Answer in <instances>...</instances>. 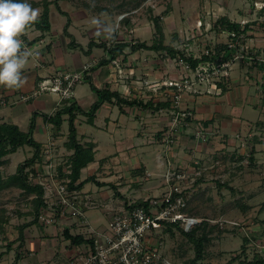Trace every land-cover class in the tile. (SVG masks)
Instances as JSON below:
<instances>
[{"label": "rangeland", "instance_id": "374dc122", "mask_svg": "<svg viewBox=\"0 0 264 264\" xmlns=\"http://www.w3.org/2000/svg\"><path fill=\"white\" fill-rule=\"evenodd\" d=\"M45 1H58L61 10L70 18L67 34L64 29L67 23L66 17L57 12L55 5H51V30L45 34V37L54 36L57 46L62 45L67 54L74 56L72 58L81 57L84 62H88L84 63L83 69H91L106 58L102 48H94L90 56L85 55L84 52L88 50L91 40H96V44L107 43L108 46L122 41L133 44L144 42L152 46L159 39L154 25V19L157 17H160L163 22L164 44L183 51L188 57L200 58L204 53L218 54L221 45H232L234 48L236 46L238 50L234 56L224 61L220 69H216L212 63H207L201 64L195 71L187 72L185 67H179L180 60L171 59L166 54L150 50L133 52L129 48L118 60L112 62L109 66L114 71V73L112 71V86L123 97L143 99L144 102L152 98L155 102H163L168 96L171 98L180 96L179 102L173 103L172 106L180 107L179 111H187L190 108L184 107L187 102L185 99H190L196 94V96H213V92L220 95L222 90L217 88V84L221 79H225V83L230 84L233 81L236 84H242L244 88L249 87L252 91L251 95L249 91H244L241 104L236 106L233 115L240 116L245 109L253 115L257 114V118L252 122H246L242 131L233 137L235 140L230 142L228 138L231 134H224L223 128L202 129L204 125L191 122L186 127L187 131L189 130L196 137L200 133L201 136H207L206 142L202 137L200 139L197 137L198 143L196 142L197 145L192 149L188 145L185 147L183 144L179 145L178 141L181 137L171 141V132L165 129L166 132L161 136V132L156 130L157 127H152L147 138L151 144H146L150 146L148 153L151 158L141 154V149L137 155H134L132 150L136 147L133 146L139 141L133 137L126 145L129 153L124 154V150H120L124 157L121 158L122 162L117 164V167L111 164L112 168L107 169L101 162L109 157L102 156L100 163L96 162L94 165L95 171L81 173V178L83 175L87 178L94 175L95 178L99 180L102 178L103 182L112 184L110 186L112 188L99 189L107 192L108 198L106 199V195H103L104 198L99 200L101 196L97 197L99 193L96 192V184L90 182V186L84 188V191L77 192L75 200L84 212V225L87 231L92 229L94 232L104 233L107 232L108 213L118 210L124 200L128 198L126 201L129 200L130 203L154 198L161 200L169 190L168 176L175 172L187 173L181 179L184 183L179 180L176 181V185L180 190L192 192L185 210L187 215L208 223L205 233L210 238V242L206 246L202 263L227 264L232 258L237 257L241 252L244 239H252V236L256 238L255 232L261 231L259 226L263 225L261 222L264 220V212H261L264 202V125L257 124L258 121L264 123V99H262L261 115L247 104L251 97L254 101L257 100L255 98L257 91H259L257 95L262 94L261 82L264 79V71L261 69L260 72V67L256 70L254 58L255 54L260 52V59L264 60V0H28L33 8L39 10L38 18L42 14V4ZM221 18L240 24L241 29L245 30V35L233 41L228 30L219 29L220 25L217 23ZM109 28L112 30L106 31ZM56 34L57 37H55ZM70 35L74 37L77 44L82 46L84 52L80 48H67L72 41ZM66 42L69 43L66 44ZM63 74H58L57 78H61ZM57 78L46 80L44 83L54 84ZM187 79L190 84L183 86L184 80ZM174 81L181 86V89L171 90V86H168L169 89L159 90L163 85H169ZM87 83L89 84L88 81ZM75 86L74 83L71 88L73 93L68 95L72 96L70 102L74 101ZM45 92L57 95L60 102L66 98L59 92L43 91L41 87L37 89L34 96ZM142 112L147 114L146 119L149 121L146 124L172 125L171 111L167 108L155 111L150 108L135 107L130 109L129 113L135 118H140V116L143 117ZM83 117L79 119L78 124L85 123ZM195 117L194 115V121ZM102 125L104 126V123ZM66 126L67 123L64 124V127ZM138 126L141 128V124L138 123ZM199 126L201 130L197 129ZM29 127L30 123L26 126L27 130ZM55 130V128L51 129L52 138L49 140L45 133L37 134L36 128L34 130L33 137L42 145L44 160L42 164L37 163L28 170L29 181L32 184L45 183L51 174L57 175L58 166L66 163L74 153L65 146L69 141L68 126L63 130L62 128L56 132ZM86 133L84 128L80 129V133L78 131V139L82 145L86 143L84 140L88 134ZM92 145L95 149L96 144ZM176 145L183 149L182 152L178 153L175 150ZM253 146H255V154L252 160L250 156ZM32 152L31 147L25 146L5 157L4 166L1 167L3 177L6 179L15 175L17 167L29 159ZM94 153L96 155V151ZM112 153L105 151L106 155ZM48 160L53 161L48 165ZM141 160H143L144 171L148 172L142 175L135 172ZM191 163H195L194 166H190ZM66 172L70 173L69 169ZM188 176L192 178L188 179ZM62 180L59 178L56 181ZM55 186L52 188L55 189ZM155 186L161 187L158 191L151 190ZM116 192L123 198L118 197ZM36 198V195H29L17 187L0 191V264H14L16 254H23V248L19 249L21 228L33 222L35 218L33 202ZM243 205L249 207L246 213L242 210ZM102 208L108 211L103 212ZM67 217H63L64 220ZM60 218L57 217L58 223L55 225L58 226V233L62 234L64 230H61L58 225L61 222ZM70 218L76 224L81 221L77 217ZM218 221H221L223 226L215 224ZM232 222L238 225H232ZM40 227L49 226L42 225L38 221L37 224L25 229V236ZM180 228L183 227L180 226ZM203 233L204 231L200 229L196 235L201 236ZM261 234L264 235L263 232ZM85 236L88 237L87 234ZM149 237L148 244L153 250L157 249L164 259L172 264H192L191 261L195 258L194 245L178 227H174L172 232L164 229ZM263 238L264 236L259 239L264 241ZM253 240L247 251L250 260L256 254ZM65 244L66 242H63L62 247L54 249L58 255ZM256 250L258 252L260 249ZM233 264H240V261H235Z\"/></svg>", "mask_w": 264, "mask_h": 264}, {"label": "crops", "instance_id": "0c3cea01", "mask_svg": "<svg viewBox=\"0 0 264 264\" xmlns=\"http://www.w3.org/2000/svg\"><path fill=\"white\" fill-rule=\"evenodd\" d=\"M51 17L52 14L50 11V18ZM45 34L46 33H41V31L33 27L27 28L25 32H23L19 36V39L22 41V45L23 43L26 44V47L23 51H28L31 53V55H29L25 68L22 70V77L24 78L23 85L20 88L14 89H9L4 86H0V121L3 120L1 124H15L22 131L26 132L28 131L26 126L29 125L32 116L34 115V113H38V117L36 118L37 126L35 132L37 134L45 133L44 135L47 136V140H49L52 138L51 129L54 130V127L50 123H45L42 114L48 116L54 115L58 109L64 106V100L63 102H60L57 95L46 92L40 94L37 93V95L35 96L34 93L37 92V89H39V85L42 82L46 80L55 79L58 77V74H83V66L85 65L84 63L88 62H84L81 57H77L76 59L72 58L74 56L67 54L68 52L62 48V45L57 46L58 44L55 42L54 36L45 37ZM55 37H57V34ZM52 38L54 39L52 40ZM68 43L69 42H66V44ZM67 48L69 49V47ZM109 66L110 64L105 67L99 68L94 72H87L86 76L92 77V80L98 89L109 88L112 91H116L114 86H112L113 70H111ZM257 69H259V66L256 67V70ZM259 70L261 72V68ZM261 83L262 94L260 96L257 95V93H259V91H257V93L255 94V98H257V100L254 101V99L251 97L249 98L250 102L247 103L250 104V108L252 107L258 112H260V115L263 112L262 99H264V79ZM217 88L219 89V87ZM227 88L228 90L226 92H222L220 95H216L215 92H213V96H196V94L190 99H185L187 102H185L184 107H188L190 108V110L193 111L194 115L196 116V123L208 121L211 122V124L207 127V129L214 130L216 128H223L225 130L223 132L224 134H231L228 138V142H230L235 140V138L233 137L235 136V134H239L242 131V128L244 127L243 125L246 122H252L254 121V119L257 118V114L253 115L244 109L243 113L240 116H234L233 112L236 106L241 104L240 102L243 98L244 91H249L250 95L252 91L249 90V87L244 88L242 84H236L233 81L228 84ZM256 88H259V86H256ZM74 93V101H76L78 106H80L84 110H89L97 98L96 94L91 90V87L87 83V80L85 78L76 84L74 88ZM123 109L124 113L120 111L117 105L108 102L104 103L101 108L97 111L92 125L88 123V119L86 117H83V119L85 120V123H82L83 126L78 124L79 119H82V115L77 116V130L80 133V129L84 128L88 133H86L87 136L84 137V140H86V145H83L87 146V144H91L92 141H94L93 143L96 144L94 149V151H96L95 159L91 164L88 165V167L82 169V173H90L95 171L94 165L96 162L100 163L102 156H105V158L109 157L110 159L114 157L111 161L109 160V158H106V160H103L101 162L106 165L105 167H107V169L112 168V165L117 167V164H121L122 162L121 158L124 157V155L121 154L120 150H124V154L129 153L126 145L133 137L137 141H139V143L135 142V146H133L136 147L134 150H132V152L134 151V155H137V152H139V149H141V154H146L147 158H151L148 153V148L150 146L146 145L147 143L151 144V142L147 141L149 140L147 139L149 136V130H152V127H157V132H161L162 136L164 135V132H166L165 129L170 127L162 126L161 124H146V122L148 123L149 120L146 119L147 114H145L144 112L141 113L143 117L140 116V118H135L129 113L130 109L133 108L125 106ZM170 109L171 108H169V110ZM65 117L68 118L67 116ZM65 117V121L62 125V130L64 128L66 129V127L68 126V122ZM65 123H67L66 127H64ZM102 123H104V126L102 125ZM138 123L141 124V128H139ZM185 129L186 130L183 133L184 135L179 136V138L181 137V139L180 141H178V143L180 146H182L183 144V147L188 145L192 149L194 146L197 145V141L199 139L195 135L191 134L189 130L187 131V128ZM206 144L205 147H207ZM179 145L175 146V150L178 153L182 152L183 150ZM105 151H111L113 153L106 155ZM52 161L53 160H48V165L51 164ZM141 161L142 162L138 164L139 166L137 170H135V172H138L136 174L140 173L142 175L143 173L148 172L147 170L144 171L143 160ZM64 164L65 163L61 165ZM194 164L191 163L190 166H194ZM132 172L133 171H131V173ZM155 174L156 173H154V175ZM92 177L96 176L93 175ZM85 179H87V177H84L83 175L81 181ZM96 181L102 184L105 183V186L99 188V186L95 185V187H97L96 192H98L99 195L94 196H101V198L98 199L102 200V198H104L103 195H106L105 198L107 199L108 193L103 190L105 188H109L110 186H112V184H107L108 182H103L102 178L100 180L96 178ZM89 184L90 183L86 184L84 188L90 186ZM155 187H152L151 190L155 189L158 191L161 186ZM84 188L81 190L84 191ZM99 189L103 190L100 191ZM126 200H124V202ZM104 202L107 203L109 201ZM124 202L121 204L120 207H123L125 205ZM134 202L135 201H133V203ZM101 211L105 212L108 211V209L106 210L105 208H102ZM112 215L113 213L110 212L108 213L107 217L105 215L104 216L107 218V220H109ZM58 225L60 226L61 230H64L62 234L58 233L59 229L56 225L44 228L40 227L39 229H36L35 232L26 234V236L24 231L25 244L24 247H22L23 254H21V259L19 260L18 264H71L72 252L78 246L71 245L70 241L65 239L64 233L65 231H69L71 234H80L81 230L83 229L82 225L84 226V221H79V224H76L75 222L71 221L70 217H67L65 220L62 219ZM73 228L74 230L72 231ZM263 229L264 224H260L259 230L261 231L255 232L257 239L253 240V242L260 240L259 236L261 235ZM63 242H66L65 247L63 250L60 249L61 251L58 255V252L56 253L54 249L59 248V246L62 247ZM62 256H64V258Z\"/></svg>", "mask_w": 264, "mask_h": 264}, {"label": "trees", "instance_id": "16d2710c", "mask_svg": "<svg viewBox=\"0 0 264 264\" xmlns=\"http://www.w3.org/2000/svg\"><path fill=\"white\" fill-rule=\"evenodd\" d=\"M43 10L40 18L37 19V21L29 26L28 28H35L41 33H47L51 30V23H50V11H51V5H55V8L57 12L61 15L66 17L67 23L64 27L65 32L68 34V28L70 27V18L68 17V14L63 12L59 6L58 1L50 2L45 1L43 2ZM128 22V21H127ZM154 25L157 31V34L159 35V39L155 41V43L152 46H148L146 43H129L127 41H122L118 43H114V45L108 46L107 43H101L96 44V40H91V42L88 45V50L84 52L82 49V46L80 44H77L74 40V37L71 36L72 39L71 43L69 44L70 49H77L80 48L86 56H90L92 54V51L94 48H102L105 53L104 59H102L96 66H94L91 69H87L83 71V79L85 78L91 87V90L96 94V101L91 106L89 110H84L80 106H78L76 101H69L70 99L64 100V106L56 111V113L53 116H48L45 114L43 115V118L45 122H48L53 125V127L59 131L62 128V125L65 121L64 117H68V128H69V141L65 144L68 150L74 151L73 155H71L68 159V161L64 165H60L57 168V176L60 179H69L70 185L69 188L71 190H81L84 188V186L90 182L96 183L97 186L103 187L104 184L96 181L95 177H89L83 181L80 182L81 179V173L82 169L88 167L89 164H91L94 161L95 153H94V146L92 144H87V146H84L80 143L78 139V130L76 127V119L78 115H82L88 119L89 124H93V121L95 119V115L97 111L101 108V106L108 102L113 103L117 105L122 113H124V107H130V108H144V109H153L155 111L162 110V109H169L172 108V104L174 101L170 96L164 101V102H155L154 99H149L147 102H144L143 99H134V98H128L123 97L118 91H112L109 88L105 89H98L91 76H86V73L89 71H96L99 68L105 67L112 62L119 59L121 55H124L126 49H131L133 52L138 50H150V51H156L163 54H166V56L170 57L171 59L180 60L184 65L191 68V70L195 71L201 64H207L212 63L216 66V69H220L221 65L224 61L229 60L232 58L235 54V52L238 50L235 46L230 47L228 45H221L220 51L218 54H208L204 53L200 58H194L193 56H187L183 51L178 50L177 48L173 46H166L164 44V35H163V22L160 17H157L154 19ZM217 25H220V30H228L230 33V38H232L233 41H237L239 37L242 35H245V30L241 29L240 24L230 22L229 19L221 18ZM249 26L247 25V28ZM38 40V39H37ZM36 40V41H37ZM33 44V43H32ZM30 44V45H32ZM26 47V44L23 43L21 45V51H23ZM260 52H257L255 54V65L256 67H260L264 71V60H261ZM181 67V66H179ZM85 74V75H84ZM187 75V74H186ZM188 77V75H187ZM221 82H218V87L222 89V92H226L228 90L227 86L229 83H225V79H221ZM175 82V81H174ZM40 87V85H39ZM169 89L167 86H162L160 89L161 91H164V89ZM171 90H177L176 87H171ZM187 108V107H186ZM188 114H192L187 116L185 119V122H195L194 121V113L192 110H187ZM38 113H34L32 116L30 127L27 132L22 131L17 125L15 124H8L4 123L0 125V191L11 188V187H17L24 191L25 193L29 195H36V199L34 200V215L35 218L33 222L29 223L26 226H23L21 228V234H20V242L19 249H21L24 246V231L27 227H30L32 225H35L38 223V217L40 214V208L45 206L44 202V193L45 189L42 184H32L29 181V169L32 168L37 163L42 164L43 163V150L42 145L39 143L33 136H34V130L36 128V118ZM196 123V122H195ZM202 126L204 125V128H207L211 122H200ZM200 124V125H201ZM259 126H263L264 123H260L258 121L257 123ZM184 126V124H182ZM170 127H168L166 130L167 132L170 131ZM185 127H183V130L176 129L171 133L172 140H175L181 135H184ZM206 134L205 132H203ZM25 146H29L33 149L32 155L29 159H27L24 163L20 164L16 169V174L4 178L3 172L1 170V167L4 166V158L8 155H12L16 153L20 148H23ZM255 146L252 147L251 156L250 158L253 160V155L255 154ZM67 169H69L70 173H67ZM32 171V170H31ZM48 175V174H47ZM49 177V176H48ZM220 185V184H219ZM222 186V185H220ZM116 189V187L114 188ZM116 195L118 197L123 198V196L116 192ZM125 207L126 208H135V207H144L146 210L149 209V202L144 200H138L134 203H130L129 201H125ZM249 207L243 205L242 210L243 212L248 211ZM261 212H264V202L262 203ZM264 224V220L261 222ZM208 223L203 222L201 226L196 228L195 230L191 232H185L183 229L179 228L181 232L189 239L191 243H193L195 248V258L191 261L192 264H204L202 263L204 260V253L207 244L210 242V238H208L207 233H205V230L207 229ZM174 229V226H168L166 228V231L172 232ZM200 229L204 231V233L201 236H197L196 232H198ZM264 234V230H262ZM261 234L259 237H262ZM64 237L66 240L70 241L71 245L73 246H81L82 244H93L92 240L86 239L81 234H71L69 231H65ZM252 239L256 240L254 236H252ZM252 239L245 238L241 247L240 254L232 258L230 262L227 264H233L235 261H240V264H264V256H262L260 253L256 251V254L252 260L249 259V255L247 254V251L249 250V244L252 242ZM1 259V258H0ZM21 259V254L17 253L16 258L14 261V264H18L19 260Z\"/></svg>", "mask_w": 264, "mask_h": 264}, {"label": "built area", "instance_id": "2783aa9c", "mask_svg": "<svg viewBox=\"0 0 264 264\" xmlns=\"http://www.w3.org/2000/svg\"><path fill=\"white\" fill-rule=\"evenodd\" d=\"M230 47L233 46L231 45ZM179 65L181 68L185 67L187 72H191V68L182 62ZM87 69L85 68L84 71ZM82 80V73L66 74L61 78H57L54 84H45L43 82L40 87L43 91L51 90L59 92L66 97L65 99H71L72 96H68L73 93L71 88L74 83L76 85L77 82ZM188 83L190 84L189 79L184 80L183 86ZM164 86L176 87L178 90L181 89V86L177 82H171V84ZM176 97L172 98L174 103L179 102L181 99L180 96ZM179 110L180 107L175 105L170 109L173 120L169 131L171 133L176 129L183 130V127L186 128L188 124H191L185 122V119L192 114H188L185 110ZM197 129L201 130V127L199 126ZM197 137L199 139L202 137L205 142L207 141V136H201V133ZM171 141L173 140L171 139ZM185 174L187 173L175 172L168 176L167 186L169 190L166 192L167 195L161 200L158 198L145 200L149 202L148 210L144 207L128 209L125 205L118 208V210H113V215L108 221L107 232H94L92 229L87 231V227L82 225L83 229L80 234L84 235L86 239L92 240L93 244L86 243L78 246L72 253L71 264H172L169 260L164 259L157 249L153 250L148 241L150 235L162 232L168 226L179 228L181 226L185 232H191L204 222L189 217L185 212L192 192L191 190V193L189 190H180L176 185V181L179 180L184 183L181 179L185 177ZM191 178V176H188V179ZM58 179L57 175L51 174L47 182L39 183L45 189L43 197L45 206L40 208L39 223L53 226L58 223V216L62 219L66 216L77 217L82 222L85 221L84 212L80 208V205H77V200H75L77 199L76 194L78 190H71L69 188V179H63L61 182L56 181ZM54 185H56L55 189L52 188ZM61 218L60 221L62 220ZM215 224L223 226L221 221L215 222ZM231 224L238 225L235 222ZM86 234L88 237L85 236ZM262 243L264 241L257 240L253 244L255 245V250L257 248L260 249L261 251L258 250V252L264 256V244Z\"/></svg>", "mask_w": 264, "mask_h": 264}, {"label": "clouds", "instance_id": "9594fccd", "mask_svg": "<svg viewBox=\"0 0 264 264\" xmlns=\"http://www.w3.org/2000/svg\"><path fill=\"white\" fill-rule=\"evenodd\" d=\"M38 16L39 10L28 0H0V86L14 89L23 85L22 70L31 53L21 51L19 36Z\"/></svg>", "mask_w": 264, "mask_h": 264}]
</instances>
